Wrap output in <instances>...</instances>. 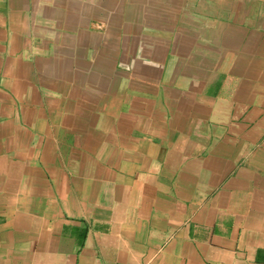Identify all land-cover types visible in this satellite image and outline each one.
Returning a JSON list of instances; mask_svg holds the SVG:
<instances>
[{"label":"crops","instance_id":"crops-1","mask_svg":"<svg viewBox=\"0 0 264 264\" xmlns=\"http://www.w3.org/2000/svg\"><path fill=\"white\" fill-rule=\"evenodd\" d=\"M0 264H264V0H0Z\"/></svg>","mask_w":264,"mask_h":264}]
</instances>
